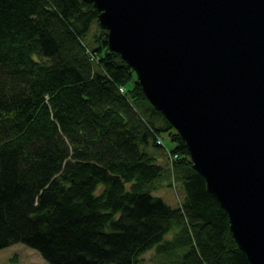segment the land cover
Listing matches in <instances>:
<instances>
[{"label": "trees", "instance_id": "obj_1", "mask_svg": "<svg viewBox=\"0 0 264 264\" xmlns=\"http://www.w3.org/2000/svg\"><path fill=\"white\" fill-rule=\"evenodd\" d=\"M98 13L83 0H0V250L138 264L153 247L184 248L179 264H250ZM162 132L184 191L177 207L151 194L163 166L144 147H162Z\"/></svg>", "mask_w": 264, "mask_h": 264}, {"label": "water", "instance_id": "obj_2", "mask_svg": "<svg viewBox=\"0 0 264 264\" xmlns=\"http://www.w3.org/2000/svg\"><path fill=\"white\" fill-rule=\"evenodd\" d=\"M264 264V0H83Z\"/></svg>", "mask_w": 264, "mask_h": 264}, {"label": "rangeland", "instance_id": "obj_3", "mask_svg": "<svg viewBox=\"0 0 264 264\" xmlns=\"http://www.w3.org/2000/svg\"><path fill=\"white\" fill-rule=\"evenodd\" d=\"M91 32L88 33L86 40ZM163 142L162 147H155L152 144L144 147V150L156 157L158 164L163 166L161 176L154 182L151 194L161 198L171 207H177L183 200L184 191L181 180L174 176L170 169L167 168L166 149L174 147L165 132L161 133ZM174 231L165 236V240L172 239ZM157 247L145 252L140 258L138 264H179L181 255L185 251L180 248L170 253H157ZM0 264H49L37 251L18 243L0 250Z\"/></svg>", "mask_w": 264, "mask_h": 264}, {"label": "built area", "instance_id": "obj_4", "mask_svg": "<svg viewBox=\"0 0 264 264\" xmlns=\"http://www.w3.org/2000/svg\"><path fill=\"white\" fill-rule=\"evenodd\" d=\"M121 90H122V89H121ZM158 143H160V140H158ZM175 158H176V156L174 155V156L171 157V160H172V159H175Z\"/></svg>", "mask_w": 264, "mask_h": 264}]
</instances>
